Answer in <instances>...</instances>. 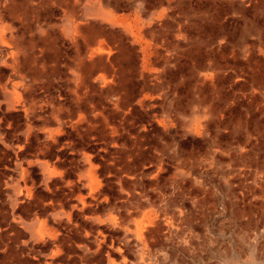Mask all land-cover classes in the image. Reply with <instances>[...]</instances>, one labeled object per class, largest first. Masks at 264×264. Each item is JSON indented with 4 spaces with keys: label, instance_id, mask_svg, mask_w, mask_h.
<instances>
[{
    "label": "rangeland",
    "instance_id": "rangeland-1",
    "mask_svg": "<svg viewBox=\"0 0 264 264\" xmlns=\"http://www.w3.org/2000/svg\"><path fill=\"white\" fill-rule=\"evenodd\" d=\"M263 261L264 0H0V264Z\"/></svg>",
    "mask_w": 264,
    "mask_h": 264
},
{
    "label": "bare ground",
    "instance_id": "bare-ground-1",
    "mask_svg": "<svg viewBox=\"0 0 264 264\" xmlns=\"http://www.w3.org/2000/svg\"><path fill=\"white\" fill-rule=\"evenodd\" d=\"M96 15H99V16H101V17H103V18H105L106 17V13H104V14H100L99 12H97L96 13ZM103 15V16H102ZM99 51H103V48H99ZM110 53V52H109ZM259 261V260H258ZM161 264V263H160ZM168 264V263H167ZM262 264H264V261H263V263Z\"/></svg>",
    "mask_w": 264,
    "mask_h": 264
}]
</instances>
